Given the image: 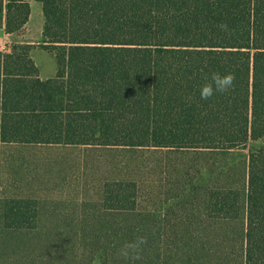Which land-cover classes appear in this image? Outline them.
Masks as SVG:
<instances>
[{"label": "trees", "instance_id": "trees-1", "mask_svg": "<svg viewBox=\"0 0 264 264\" xmlns=\"http://www.w3.org/2000/svg\"><path fill=\"white\" fill-rule=\"evenodd\" d=\"M29 1L0 0L16 37L0 49V147L53 146L56 163L72 154L78 167L96 151L84 181L95 190L87 199L90 188H64L72 212L53 229L50 260L37 262L30 237L59 214L40 201L48 186L4 188L0 248L27 264H231L230 222L244 218L240 264H264V144L240 168L231 161L264 136V0H37L38 45L57 63L46 78L21 38ZM212 72L234 73V88L201 100ZM218 227L225 252L215 256L197 242H215ZM137 236L147 237L140 259L120 258Z\"/></svg>", "mask_w": 264, "mask_h": 264}, {"label": "rangeland", "instance_id": "rangeland-1", "mask_svg": "<svg viewBox=\"0 0 264 264\" xmlns=\"http://www.w3.org/2000/svg\"><path fill=\"white\" fill-rule=\"evenodd\" d=\"M29 2L31 13L25 25V33L21 38L30 39L34 44L31 50L32 58L38 64L40 68V74L43 77H49L55 73L57 69V63L54 55L51 52L41 48L40 45H38L44 20L41 3L37 0H30ZM15 39L16 37L13 34H6L3 26L1 25L0 17V49L3 48L7 42H13ZM262 144H264V136L257 140H248L246 146L243 149H239L234 153H237V157H235L234 154L231 155L232 163H237L236 169L240 168V164L242 163L239 161H243L246 158V156H244L245 154ZM17 147L18 146L15 145L12 147H0L2 150H0V194L4 193L6 189L13 187L14 184L23 188H25V186H32L31 188L33 189L38 188L40 184H45V186H48L47 191L50 196L39 197L40 201L45 205L44 208L49 209L48 211L55 210L58 211L59 214L54 215V217L50 216V214H47L46 218H40V233L30 237V239H33L32 246L36 249V256L32 257L38 262L42 256H39L38 253L43 252V260L48 261L50 260L49 255L54 248L51 243L54 242L53 229L55 228V225H60L64 220L68 219L62 218L60 216L63 214V211L69 213L73 206L71 204L73 201H76L72 198H65L67 194L64 193V188L72 195L75 193V187H77L76 185L79 183L80 188L84 187L86 190H88L87 188L91 189L89 192L87 191L86 193H82L84 198L91 199L95 187L86 184L84 181L89 173H87L89 167L98 160L99 153L96 151L85 152L81 156L82 161L79 160L80 165L78 167L75 164L77 163L78 159L72 156V154H68L69 159L67 164L62 163V165H60L59 163H56L54 159L55 155H58V153H56V150L53 146L27 145V149L23 150L21 153L19 152L20 149ZM20 162L23 163V168L19 166ZM239 174L240 172H238V176ZM62 181H65V184H62L61 186L60 183ZM52 182H55L56 185H53ZM61 188H63L62 193H60ZM64 203H66L67 206L66 210L65 207H63ZM56 205L60 206L55 208ZM243 219L244 218H240L239 220H231L230 222L229 230H231V253L226 257L231 258V264H236L235 262L233 263V260L237 261V264H240L242 261V245L244 240H242L241 234L243 232L244 226ZM217 229L219 232H221L226 228L218 227ZM43 232L48 234V244L45 242L44 238L40 237L39 239V236L43 234ZM6 234L9 235L11 233H4V235ZM217 234V240L215 242L212 239L208 240V235L205 234L204 239L201 237V239L197 242L198 248H200L204 240L206 247H212L211 244H214V250L213 252L211 251V255L220 256L219 254L225 250L223 248L225 245V240L222 236V232ZM25 239L28 240V237ZM220 240L223 243L220 242ZM10 242L11 241H9L8 244H10ZM26 243H29V241ZM74 249L75 248H73V250ZM0 250H2L0 253V264H27L31 261L28 254H26L27 256L25 255L24 257L25 252H23L24 254H21L22 256H13L14 254H8L6 249L3 250L0 248Z\"/></svg>", "mask_w": 264, "mask_h": 264}, {"label": "clouds", "instance_id": "clouds-1", "mask_svg": "<svg viewBox=\"0 0 264 264\" xmlns=\"http://www.w3.org/2000/svg\"><path fill=\"white\" fill-rule=\"evenodd\" d=\"M222 31H228L227 24L219 25ZM208 82L204 83L200 89V99L209 100L216 94H225L234 88L235 74L228 72L220 74L212 72L210 77H205ZM147 243L146 236H137L133 240L125 241L118 251V256L127 261L140 259L144 245Z\"/></svg>", "mask_w": 264, "mask_h": 264}, {"label": "crops", "instance_id": "crops-1", "mask_svg": "<svg viewBox=\"0 0 264 264\" xmlns=\"http://www.w3.org/2000/svg\"><path fill=\"white\" fill-rule=\"evenodd\" d=\"M6 34H9V33H6ZM35 61V60H34ZM36 63V62H35ZM37 64V63H36ZM38 65V64H37ZM39 67V66H38ZM39 76L41 77V78H46V77H43L41 74H40V68H39Z\"/></svg>", "mask_w": 264, "mask_h": 264}]
</instances>
